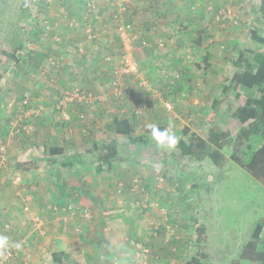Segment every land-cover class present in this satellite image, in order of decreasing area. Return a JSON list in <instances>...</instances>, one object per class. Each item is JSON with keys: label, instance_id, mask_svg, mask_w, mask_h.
Returning a JSON list of instances; mask_svg holds the SVG:
<instances>
[{"label": "rangeland", "instance_id": "obj_1", "mask_svg": "<svg viewBox=\"0 0 264 264\" xmlns=\"http://www.w3.org/2000/svg\"><path fill=\"white\" fill-rule=\"evenodd\" d=\"M124 3L123 20L136 36V75L117 73L123 45L110 0H0V234L22 245L2 264H132L143 248L146 264H186L200 254L204 264H253L240 254L264 219V184L243 164L264 142L240 138L231 113L246 91L230 79L242 51L264 52V42L250 37L255 29L264 40V25L255 24L260 2ZM214 97L221 98L215 108ZM141 103L146 110L135 115ZM114 117L130 122L128 136L115 134ZM150 124L178 140L184 127L206 140L213 128L224 133V144L208 143L199 158L184 156L177 145L157 147ZM52 148L59 150L54 164ZM102 173L129 180L103 193ZM119 186L124 208L116 204ZM67 205L86 209L90 220L69 218ZM200 225L205 238L197 244ZM109 237L118 244L98 248ZM65 239L83 252H65ZM41 240L49 243L45 254Z\"/></svg>", "mask_w": 264, "mask_h": 264}, {"label": "trees", "instance_id": "obj_2", "mask_svg": "<svg viewBox=\"0 0 264 264\" xmlns=\"http://www.w3.org/2000/svg\"><path fill=\"white\" fill-rule=\"evenodd\" d=\"M259 2L260 15L256 20V26H259V24L261 25V23L264 25V0H259ZM26 17H28V15ZM250 37L260 43L264 42L263 38L257 35L255 29L251 30ZM11 57L13 58L14 55ZM198 66L202 68L201 65ZM203 66L207 67L205 64ZM237 67L240 71L234 73L230 80L235 87H239L246 91V96L242 105H236L233 108L234 111L231 113V116L234 117L235 121L240 126V138H252L264 142V52L257 53L251 50L242 51L237 58ZM236 97H240V95L236 94ZM220 100V97H214L212 99L213 108L219 104ZM234 103L235 102H232V104ZM212 116L213 109L208 115V118L211 119ZM113 126L116 135L128 136L131 132L130 124L127 119L114 117ZM224 137V133L210 128L208 131V139L206 140L190 131L188 127H184L177 148L181 155L199 158L204 154V150L208 146V143L220 149L224 144ZM56 154H59L58 149H50V164L55 163ZM211 157L214 158L213 153ZM243 167L254 180L264 184V143L251 151ZM263 229L264 219L258 221L253 226L250 239L240 254V261L244 260L253 264H264V238L261 236ZM196 232L197 244L203 243L205 238L204 227H201V225L197 226ZM202 256L201 254L199 256L192 255L186 264H204V258ZM230 264L241 263L234 260Z\"/></svg>", "mask_w": 264, "mask_h": 264}, {"label": "built area", "instance_id": "obj_3", "mask_svg": "<svg viewBox=\"0 0 264 264\" xmlns=\"http://www.w3.org/2000/svg\"><path fill=\"white\" fill-rule=\"evenodd\" d=\"M124 2H125V0H110V4H109L110 9L112 10L110 12L111 20L116 24L115 25L116 26V32H117V35L119 36V38L122 42V45H123V51L120 55V63H119L121 68L117 71V73H120L123 75H136L137 74V63H136L135 57L132 54V49H133L132 46H133V42L136 40V36L131 35L130 25L128 23H125L123 20V15L127 13V6ZM92 6H93L92 2L86 3L87 10L90 11L92 9ZM71 25H72V23H70V27L69 26H66V27L71 28ZM85 28H86L85 31L88 32V34H89V38L94 39L96 34L90 29V27L88 25H86ZM50 30H51L50 27L44 26V31L46 33L49 32ZM56 40L58 41V39H56ZM147 46H148V44L145 40L140 41V47L145 48ZM48 64L52 68H58L59 67V62L56 61L55 59H49ZM112 86H114L115 92H116L115 95H117V86H119L118 83L116 81L114 82V80H113ZM118 91H119V88H118ZM119 93H120L119 95H121L122 91H120ZM75 96L78 97L79 94L76 93ZM140 106L141 107L138 106L137 109L134 110L135 115H139V114H141V112L146 110L145 104H142ZM117 205H118V207H121V208L125 207V204L123 201H119L117 203ZM64 210L67 211L69 218L74 217L75 214L78 213V212H75V208L73 205H67L66 207H64L62 209V211H64ZM77 210H79L78 215L81 218H83L84 220H90V218H91L90 212H88L86 209H84V210L78 209V207H77ZM141 252L142 253H136L135 254V256L133 257V260H132V264H146V257H147V254L149 251H148V249L143 248V249H141ZM9 256H10V253L7 252L3 261H5Z\"/></svg>", "mask_w": 264, "mask_h": 264}, {"label": "crops", "instance_id": "obj_4", "mask_svg": "<svg viewBox=\"0 0 264 264\" xmlns=\"http://www.w3.org/2000/svg\"><path fill=\"white\" fill-rule=\"evenodd\" d=\"M115 24V23H114ZM116 25V24H115ZM115 27V26H114ZM116 30V29H115ZM116 35H117V32H116ZM128 121V120H127ZM128 123L130 124V122L128 121ZM113 129H114V126H113ZM18 161L19 162H25V161H22L21 159H18ZM43 162V161H42ZM45 162V161H44ZM36 163H39L38 162V160H37V158H34V161H32V166L34 167L35 166V164ZM49 163H50V161H49ZM33 173V172H32ZM34 174V173H33ZM124 174V175H123ZM34 176V178L37 180L39 177L37 176V174H34L33 175ZM129 174H126V173H122L120 176H118L116 173H102V179H101V183H98L99 184V186H100V190L103 192V193H106V191H107V189H109V186H111V185H113V184H117L118 182H121V181H124V182H127L128 180H129ZM32 181V180H31ZM37 182V181H36ZM35 183V182H34ZM80 185H81V183L79 184V183H77V186L75 187V188H80ZM120 185V184H119ZM120 186L119 187H117L116 188V194H117V198L118 197H121L122 199H118L119 201H123L124 202V204L126 203L125 201H126V196H121V195H119L120 194V192L121 193H123V191H122V189H121V191H120ZM151 188V187H150ZM129 193V187H128V189H127V191H126V193ZM116 201V204L119 202V201ZM106 202H108V203H110V201H108V200H106ZM106 205H109V204H106L105 203V206ZM102 237H104V235L102 236ZM75 241L76 240H67V239H65L64 240V243L63 242H61V245H59L60 247H62L63 249L65 248V247H67L66 249H65V252H72V250H75V248L77 249L78 248V252H83V249H82V246L81 245H78L79 247H77V245H75ZM101 242H103V244L104 245H100V246H98V248H100V247H107L109 244H110V242H115L116 244H118V242H119V238L118 237H109V239L107 238V239H102L101 238ZM49 243H48V241H45V240H41L40 242H39V245L37 246L38 248H40V253H42V254H45L46 253V251L47 250H49V247L47 246ZM52 246V245H51ZM93 247V246H92ZM95 249H96V251H98V248H97V245H95ZM51 248V247H50ZM94 248V247H93ZM96 254H98V252H96ZM100 255V254H99ZM79 256V255H78ZM97 256V255H96ZM77 257V256H76ZM48 262V261H47Z\"/></svg>", "mask_w": 264, "mask_h": 264}, {"label": "clouds", "instance_id": "obj_5", "mask_svg": "<svg viewBox=\"0 0 264 264\" xmlns=\"http://www.w3.org/2000/svg\"><path fill=\"white\" fill-rule=\"evenodd\" d=\"M147 127L150 130V137L157 147L172 150L178 144V137L168 128L161 129L156 124H150ZM21 247L20 243H12L7 235L0 234V264H2L4 254L10 248L20 249Z\"/></svg>", "mask_w": 264, "mask_h": 264}]
</instances>
